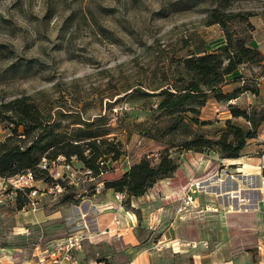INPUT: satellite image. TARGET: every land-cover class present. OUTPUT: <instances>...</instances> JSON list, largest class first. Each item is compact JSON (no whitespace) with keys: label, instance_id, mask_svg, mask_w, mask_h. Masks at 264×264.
<instances>
[{"label":"rangeland","instance_id":"rangeland-1","mask_svg":"<svg viewBox=\"0 0 264 264\" xmlns=\"http://www.w3.org/2000/svg\"><path fill=\"white\" fill-rule=\"evenodd\" d=\"M222 3L0 0V103L29 97L61 125L58 132L76 136L78 127L89 128L123 151L117 161L107 158L112 170L104 176L93 177L79 159L60 155L42 159L47 178L37 179L32 171L0 177V264L36 263L38 254L51 255L44 264H130L141 255H149L152 264H264V124L236 159L171 148L177 171L140 198L103 182L144 157L158 162L169 147L142 134L146 127L155 130L150 114L160 98L134 95L133 89L159 85L173 57L226 45L222 27L207 24L208 9L249 14L251 26L236 27L264 55V0ZM253 68L241 66L222 90L247 85L259 94L244 91L229 101L211 96L201 108L200 119L208 124L200 130L207 137L215 138L228 119L251 127L244 118H233L230 105L264 109V63ZM11 127L0 119V142ZM230 188L244 201L221 195ZM64 194L75 199L63 201ZM117 194L123 195L120 201ZM77 234L83 240L68 253L70 259L52 249L56 239Z\"/></svg>","mask_w":264,"mask_h":264},{"label":"trees","instance_id":"trees-1","mask_svg":"<svg viewBox=\"0 0 264 264\" xmlns=\"http://www.w3.org/2000/svg\"><path fill=\"white\" fill-rule=\"evenodd\" d=\"M221 2L228 4L230 0ZM248 15L222 11L219 7L208 9L206 22L208 25L219 24L222 27L226 45L213 51L197 47L189 50L186 55L173 57L168 63L169 71L164 73V80L159 85H149L146 91L141 87L133 89L134 95L160 98L150 114L155 130L146 127L142 134L164 142L169 147L160 154L158 162L144 157L126 169L120 177L103 179L108 189L124 193L128 198H140L158 181L172 177L177 171L179 164L172 156L171 148L195 152L214 151L223 158L236 159L241 156L248 141L257 137L258 127L264 124V109L253 108L248 111L235 105H230L233 118H244L251 125L250 128H243L228 119L226 127L215 138L207 137L200 130L201 125L208 124L200 119L201 108L211 96L218 101H229L244 91L259 94V88L247 85L231 93L222 90L229 83L228 76L241 66L252 67L254 70V66L259 67L264 63L263 53L249 45V36L242 35V31L236 27L242 24L251 26ZM50 117L44 115L29 97L0 103V119L13 124L9 128V137L0 142V177L32 171L37 179L47 178V170L39 166L42 159L52 160L60 155L67 160L76 157L93 177L104 176L112 170L106 164L107 158L113 156L117 161L123 155L118 142L107 137L98 138L89 128L78 127L75 129L76 136L58 132L61 125L52 123ZM161 123H165L163 127ZM20 128L23 133H19ZM178 134L182 137L176 143ZM18 141L25 144H19ZM64 186L67 189L73 188L72 185ZM74 199V194L62 196L66 202ZM23 204L21 202L19 207L22 208Z\"/></svg>","mask_w":264,"mask_h":264},{"label":"built area","instance_id":"built-area-1","mask_svg":"<svg viewBox=\"0 0 264 264\" xmlns=\"http://www.w3.org/2000/svg\"><path fill=\"white\" fill-rule=\"evenodd\" d=\"M261 167L262 169H264V150L262 152V156H261ZM26 175H23L21 178L25 177ZM28 176L30 178H32V174L29 173ZM121 196H123L122 194H117L116 195V198L118 201L121 200ZM83 240V235H70V236H66V237H63V238H60V239H56L54 241V244L52 246V249H56V251H64L66 252V256L68 258L66 259H70V256H68V253L73 250V249H77L81 246V242ZM60 253V252H59ZM53 255L55 256V253H53ZM36 257H38V262L36 261V263L34 262H31L30 264H44L45 263V258H52L51 255L50 256H44V254H41V255H34ZM55 263L58 262V258H54L53 259Z\"/></svg>","mask_w":264,"mask_h":264},{"label":"bare ground","instance_id":"bare-ground-1","mask_svg":"<svg viewBox=\"0 0 264 264\" xmlns=\"http://www.w3.org/2000/svg\"><path fill=\"white\" fill-rule=\"evenodd\" d=\"M247 165V164H246ZM245 165V166H246ZM247 168V167H246ZM245 172H247V171H245ZM256 173V172H255ZM245 176H250V174H244ZM237 181V180H236ZM245 183H248V184H250V185H253V184H251V183H249V181H245ZM254 183V182H253ZM215 187V186H214ZM203 188V187H202ZM208 188V187H207ZM254 188V187H253ZM256 188H257V186H256ZM221 189V188H220ZM231 189V188H230ZM229 189V190H230ZM203 190V189H202ZM206 190V189H205ZM225 190V189H224ZM231 190H233V189H231ZM227 191V192H225V193H223V194H221V195H228L231 199H240V201H244V199L242 198V196H240L238 193V191ZM259 190V189H258ZM212 192V191H211ZM208 193H209V191H208ZM219 193V192H218ZM219 197H220V195H219ZM222 197V196H221ZM246 201V200H245ZM230 212L231 213H234V212H236V209H235V207L234 206H231V210H230ZM174 244V243H173ZM176 245V244H175Z\"/></svg>","mask_w":264,"mask_h":264},{"label":"crops","instance_id":"crops-1","mask_svg":"<svg viewBox=\"0 0 264 264\" xmlns=\"http://www.w3.org/2000/svg\"><path fill=\"white\" fill-rule=\"evenodd\" d=\"M109 210L112 211L114 209H111V207H107L105 209V211H109ZM129 243H131L132 245H135L132 238L129 240ZM130 264H152V263H151V259H150L149 255H145V257L143 255H141L138 258L132 259Z\"/></svg>","mask_w":264,"mask_h":264}]
</instances>
